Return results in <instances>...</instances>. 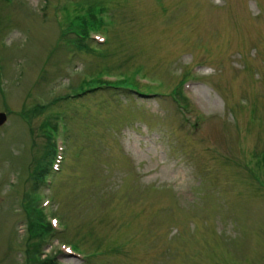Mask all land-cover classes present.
<instances>
[{
	"label": "rangeland",
	"instance_id": "obj_1",
	"mask_svg": "<svg viewBox=\"0 0 264 264\" xmlns=\"http://www.w3.org/2000/svg\"><path fill=\"white\" fill-rule=\"evenodd\" d=\"M0 112V264H264V0H0Z\"/></svg>",
	"mask_w": 264,
	"mask_h": 264
},
{
	"label": "trees",
	"instance_id": "obj_2",
	"mask_svg": "<svg viewBox=\"0 0 264 264\" xmlns=\"http://www.w3.org/2000/svg\"><path fill=\"white\" fill-rule=\"evenodd\" d=\"M88 12H91L92 14L90 15ZM85 13L87 15L84 17V19L80 20L79 26H77L74 29L75 35H76L75 38H76V41H78L79 45H80L81 41L84 43L85 39L90 38V30L89 29L93 25L100 27L98 24H101L100 18L99 17L96 18V10L95 9L87 10V11H85ZM91 18L92 19L94 18L93 21L91 20ZM95 82H97L98 85H96L95 87H93V85H90L89 88H86L83 91H85V90L90 91V90H94L96 88H98L99 90H104L105 87H112L114 89H116L117 87L126 88V87H130V86L135 87L138 85V83L135 81L133 76L127 77V78L122 76V78L118 79V81L111 82V81H107V80L104 81V79H102V75L101 76L99 75V78H97V80ZM80 92H82V91H80ZM80 92H77L76 94L78 95ZM49 147L51 148L52 146L50 145ZM38 169H40V166L38 167ZM44 172H45V168L42 167V170L41 171L39 170L36 173V177L38 179L42 180V178L44 176ZM46 226L49 227L48 224H46ZM36 229L40 230L42 233L39 235L35 234V235H37L38 240L33 243V251H32L33 254H37V251L40 248V246H39L40 242H41L40 239H42L43 236L46 235V233H48L51 230V229L49 230V228H48V231H46V228H43L42 226H40L39 223L36 224ZM36 256H38V255H36ZM39 264H55V263H53V258L44 257L40 260Z\"/></svg>",
	"mask_w": 264,
	"mask_h": 264
},
{
	"label": "water",
	"instance_id": "obj_3",
	"mask_svg": "<svg viewBox=\"0 0 264 264\" xmlns=\"http://www.w3.org/2000/svg\"><path fill=\"white\" fill-rule=\"evenodd\" d=\"M5 119H6L5 113L0 112V125L3 124V122L5 121Z\"/></svg>",
	"mask_w": 264,
	"mask_h": 264
}]
</instances>
